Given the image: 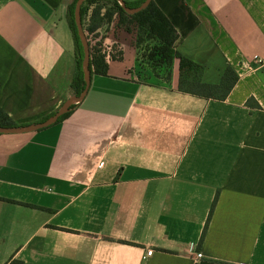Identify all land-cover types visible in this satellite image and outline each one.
<instances>
[{"label":"crops","instance_id":"1","mask_svg":"<svg viewBox=\"0 0 264 264\" xmlns=\"http://www.w3.org/2000/svg\"><path fill=\"white\" fill-rule=\"evenodd\" d=\"M74 1L0 0V109L16 125L75 95ZM152 1L201 82L230 67L235 85L221 101L180 92L178 60L156 77L132 34L96 30L120 55L105 47L82 102L0 134V264H264V0Z\"/></svg>","mask_w":264,"mask_h":264},{"label":"trees","instance_id":"2","mask_svg":"<svg viewBox=\"0 0 264 264\" xmlns=\"http://www.w3.org/2000/svg\"><path fill=\"white\" fill-rule=\"evenodd\" d=\"M75 2L76 0L68 7L67 22L72 34L75 48L76 77L72 82V86L74 88V94L79 95L84 88L80 65L83 54L79 39L76 34L73 18ZM142 2L135 4L125 3V5L129 8H136ZM90 8L91 11L88 25L85 28L86 32L92 34L98 29L108 27L112 22L113 16L117 15L118 27L124 29V31L129 34L132 33L133 30L137 33L136 43H139L142 40V37H145L148 40H155L157 42V46H154V48L149 50V54L146 56V59L153 68L156 65H163L167 68L172 65L173 60H178V90L180 92L204 99H214L221 101L226 98L232 87L235 85L238 77L230 67H227L223 72L219 84L210 85L201 82L200 77L202 73V67L186 60L174 51L173 44L177 39V34L166 17L153 3V1H150L149 5L144 10L133 15H127L123 12L115 0H86L80 9V19L82 26H84V18ZM88 69L90 70L91 74L103 75L105 73L103 56L93 53L91 48H89ZM250 104L251 103L248 102V105ZM253 106L256 107L255 104H253ZM75 107L76 106H72L70 111ZM69 112L61 116L58 121L64 119L69 114ZM13 126H16V124H14L2 111V109H0V127Z\"/></svg>","mask_w":264,"mask_h":264},{"label":"water","instance_id":"3","mask_svg":"<svg viewBox=\"0 0 264 264\" xmlns=\"http://www.w3.org/2000/svg\"><path fill=\"white\" fill-rule=\"evenodd\" d=\"M86 0H76L74 4V10H73V18H74V24L76 28V34L79 39L81 48H82V60H81V71H82V77L84 82V88L81 91L79 95H74L67 100H65L61 106L49 117H47L45 120L37 123L32 124H26V125H16L13 127H0V134L3 135H17V134H27L39 131L41 129L47 128L53 124H55L58 119L63 116L64 114L68 113L70 111V108L72 106H78L84 97L87 94L90 80H91V73L88 69L89 66V46L88 42L86 40L83 26L80 19V9L83 3ZM119 7L123 10L124 13L127 15H133L136 14L142 10H144L152 0H144L138 7L136 8H129L125 5V2L123 0H115Z\"/></svg>","mask_w":264,"mask_h":264},{"label":"rangeland","instance_id":"4","mask_svg":"<svg viewBox=\"0 0 264 264\" xmlns=\"http://www.w3.org/2000/svg\"><path fill=\"white\" fill-rule=\"evenodd\" d=\"M112 22H113V25L117 26V22H118V16L117 15L113 16ZM87 25H88V22L86 19H84V26H83L84 34H85L86 40L89 44V48L92 49L93 53L104 57L105 47H108V48H110V51L113 52L114 56L120 55L118 48H116V45L112 41L103 42L102 37L100 36V34L104 35L102 30L100 31V33L95 32V33L90 34V33L85 31V28L87 27ZM131 34H132V39L134 40L133 41L134 46L140 52L142 51L141 56H144V55L147 56L149 54L148 53L149 50L154 48V46H157V42L155 40H148L145 37H142V40L139 43H136L137 33L133 30L132 33H130L129 35H131ZM111 56H113V55H111ZM157 67H159V66L156 65L153 68L150 64V66L147 65V70L149 69L148 71L149 72L151 71L152 75H155L156 77L158 76V77H164L165 78L167 75V69H164L162 71L158 69V71H155V69H157ZM141 68L143 69V67H141Z\"/></svg>","mask_w":264,"mask_h":264},{"label":"built area","instance_id":"5","mask_svg":"<svg viewBox=\"0 0 264 264\" xmlns=\"http://www.w3.org/2000/svg\"><path fill=\"white\" fill-rule=\"evenodd\" d=\"M89 12H90V10H89ZM256 61H258V60H256ZM99 166L101 167V166H102V163H100ZM150 254H151V251L149 250V251L147 252V255H150ZM196 256H197V258H200V257H201V255H200L199 253L196 254Z\"/></svg>","mask_w":264,"mask_h":264}]
</instances>
